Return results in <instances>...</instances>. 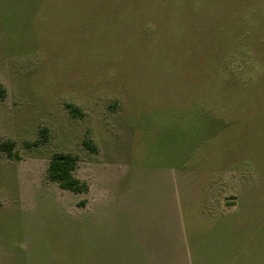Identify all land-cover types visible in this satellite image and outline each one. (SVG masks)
Masks as SVG:
<instances>
[{
	"label": "rangeland",
	"instance_id": "rangeland-1",
	"mask_svg": "<svg viewBox=\"0 0 264 264\" xmlns=\"http://www.w3.org/2000/svg\"><path fill=\"white\" fill-rule=\"evenodd\" d=\"M0 84V264H125L163 192L194 260L264 264V0H0Z\"/></svg>",
	"mask_w": 264,
	"mask_h": 264
},
{
	"label": "crops",
	"instance_id": "crops-1",
	"mask_svg": "<svg viewBox=\"0 0 264 264\" xmlns=\"http://www.w3.org/2000/svg\"><path fill=\"white\" fill-rule=\"evenodd\" d=\"M162 195L161 202L164 206L158 216L163 220V224L155 220L147 225L141 224V228L133 234L132 239L140 246L139 254L133 257L132 250L133 255L126 257L125 264H205L201 260L198 262L194 260L188 249L178 202L171 200L177 211L171 210L170 202L166 199L169 193H161L160 198ZM109 263L115 264L114 260H110Z\"/></svg>",
	"mask_w": 264,
	"mask_h": 264
},
{
	"label": "trees",
	"instance_id": "trees-1",
	"mask_svg": "<svg viewBox=\"0 0 264 264\" xmlns=\"http://www.w3.org/2000/svg\"><path fill=\"white\" fill-rule=\"evenodd\" d=\"M7 90L0 84V100L5 98ZM71 108V106H69ZM2 149L8 154L12 151V144H4ZM77 159L69 153L53 154L47 169V178L65 191L74 194L87 193L89 186L76 176Z\"/></svg>",
	"mask_w": 264,
	"mask_h": 264
}]
</instances>
